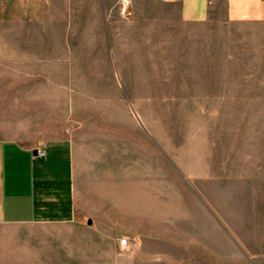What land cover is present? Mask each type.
I'll list each match as a JSON object with an SVG mask.
<instances>
[{"label":"rangeland","instance_id":"rangeland-1","mask_svg":"<svg viewBox=\"0 0 264 264\" xmlns=\"http://www.w3.org/2000/svg\"><path fill=\"white\" fill-rule=\"evenodd\" d=\"M0 135L69 141L76 208L5 227L0 264H264V25L0 0Z\"/></svg>","mask_w":264,"mask_h":264},{"label":"crops","instance_id":"crops-1","mask_svg":"<svg viewBox=\"0 0 264 264\" xmlns=\"http://www.w3.org/2000/svg\"><path fill=\"white\" fill-rule=\"evenodd\" d=\"M178 5L182 19L264 25V0H161ZM46 155L40 157L38 150ZM72 149L67 140L26 145L0 135V238L5 227L70 223L76 219Z\"/></svg>","mask_w":264,"mask_h":264},{"label":"built area","instance_id":"built-area-1","mask_svg":"<svg viewBox=\"0 0 264 264\" xmlns=\"http://www.w3.org/2000/svg\"><path fill=\"white\" fill-rule=\"evenodd\" d=\"M38 154L40 157H44L46 155V150L44 148H41L38 150ZM121 248H127L129 246L128 238H124L120 241Z\"/></svg>","mask_w":264,"mask_h":264},{"label":"water","instance_id":"water-1","mask_svg":"<svg viewBox=\"0 0 264 264\" xmlns=\"http://www.w3.org/2000/svg\"><path fill=\"white\" fill-rule=\"evenodd\" d=\"M89 223H91V219H89Z\"/></svg>","mask_w":264,"mask_h":264}]
</instances>
